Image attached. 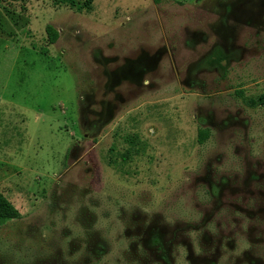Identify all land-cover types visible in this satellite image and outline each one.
<instances>
[{"label": "rangeland", "instance_id": "rangeland-1", "mask_svg": "<svg viewBox=\"0 0 264 264\" xmlns=\"http://www.w3.org/2000/svg\"><path fill=\"white\" fill-rule=\"evenodd\" d=\"M75 1L0 0V264H264V0Z\"/></svg>", "mask_w": 264, "mask_h": 264}, {"label": "trees", "instance_id": "trees-1", "mask_svg": "<svg viewBox=\"0 0 264 264\" xmlns=\"http://www.w3.org/2000/svg\"><path fill=\"white\" fill-rule=\"evenodd\" d=\"M159 1V0H156ZM61 3L64 4H69L72 6L76 5L75 0H60ZM47 34H48V39L51 44L57 43V41L60 38V32L52 26L48 25L47 27ZM251 104L253 106H257L260 104L264 105V95L259 99V102L252 101ZM210 137V132L208 130H200L199 132V137H198V142L200 144H204L205 141L208 140ZM21 213L17 208L13 205L12 202H10L2 192H0V223L6 222L7 220H15L21 218Z\"/></svg>", "mask_w": 264, "mask_h": 264}, {"label": "flooded vegetation", "instance_id": "flooded-vegetation-1", "mask_svg": "<svg viewBox=\"0 0 264 264\" xmlns=\"http://www.w3.org/2000/svg\"><path fill=\"white\" fill-rule=\"evenodd\" d=\"M159 250H161L163 247L161 245H159V247H157ZM102 255H95L94 254H88L86 257H84L83 262L80 261V263L78 264H98L99 261L102 260V257H100ZM98 258V259H97ZM75 262V260L73 261Z\"/></svg>", "mask_w": 264, "mask_h": 264}]
</instances>
